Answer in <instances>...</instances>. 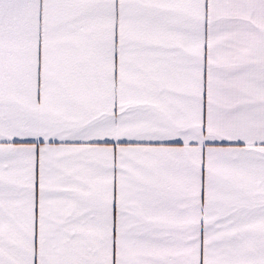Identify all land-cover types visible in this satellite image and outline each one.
<instances>
[{"label":"snow or ice","instance_id":"snow-or-ice-1","mask_svg":"<svg viewBox=\"0 0 264 264\" xmlns=\"http://www.w3.org/2000/svg\"><path fill=\"white\" fill-rule=\"evenodd\" d=\"M0 264H264V0H0Z\"/></svg>","mask_w":264,"mask_h":264}]
</instances>
